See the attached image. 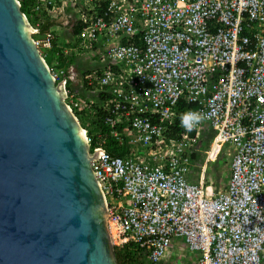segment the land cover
<instances>
[{"label": "built area", "instance_id": "1", "mask_svg": "<svg viewBox=\"0 0 264 264\" xmlns=\"http://www.w3.org/2000/svg\"><path fill=\"white\" fill-rule=\"evenodd\" d=\"M45 4L68 34L50 28L35 39L41 53L60 38L77 57L69 75L49 66L70 109L83 107L70 80L74 92L108 89L111 135L135 146L112 155L82 127L114 246L134 242L168 264L184 240L191 264H264V0H38L37 9ZM182 98L194 107L173 139ZM225 143L230 174L216 189L205 171Z\"/></svg>", "mask_w": 264, "mask_h": 264}, {"label": "water", "instance_id": "2", "mask_svg": "<svg viewBox=\"0 0 264 264\" xmlns=\"http://www.w3.org/2000/svg\"><path fill=\"white\" fill-rule=\"evenodd\" d=\"M19 0H0V264H118L81 123Z\"/></svg>", "mask_w": 264, "mask_h": 264}, {"label": "trees", "instance_id": "3", "mask_svg": "<svg viewBox=\"0 0 264 264\" xmlns=\"http://www.w3.org/2000/svg\"><path fill=\"white\" fill-rule=\"evenodd\" d=\"M21 3V10L26 14L29 22L33 27L38 29V33L34 35L35 39L42 38L55 24L57 20L50 16L51 5L45 4V6L39 7L37 9L38 0H19ZM74 33L80 30V24L75 22ZM62 42L60 38H57L53 42V47L51 49L43 52V56L47 64L52 67L58 61L60 67L66 71V75H69L70 67L77 62V57L75 55H66L64 49L60 47ZM70 45V43H67ZM85 74V72H83ZM72 81H69V87L73 92V96L81 97L82 108L75 109V113L78 116L81 125L87 130L88 136L93 141V147L103 146L110 154L116 156H127L131 151L134 150L135 146L129 141L123 144L119 139L111 135L112 126L106 123V117L112 115L111 111L107 109L108 100L110 95L108 89L104 91H96L94 94V87H90L87 84L84 85L82 89H76L77 92L73 91ZM86 89V90H85ZM90 92V93H88ZM192 104H189L186 98H182L179 102L176 110L178 111V116L176 122L172 127V133L170 138L179 139L182 136L181 123L184 120V115L188 109L193 108ZM105 137V138H104ZM210 139V138H209ZM208 139V143L211 141ZM205 141H203V149L208 148L205 146ZM197 153L192 154V158L198 160L200 157ZM115 254L117 257L118 264H153L150 259L148 252L143 250L139 244L134 242H128L121 246H115Z\"/></svg>", "mask_w": 264, "mask_h": 264}, {"label": "rangeland", "instance_id": "4", "mask_svg": "<svg viewBox=\"0 0 264 264\" xmlns=\"http://www.w3.org/2000/svg\"><path fill=\"white\" fill-rule=\"evenodd\" d=\"M43 52L45 53L46 50H43ZM209 138H210L209 136L207 137L205 136L203 138L206 143L205 146L207 144L208 145L210 144V142L208 143ZM231 148L232 147H230L229 144L227 143L223 144L221 152L219 153L218 157L207 165V173L209 177L213 178V181L217 184L219 189L224 186V182H226V179H228V176L230 174L229 166H230L231 157L228 155V153L229 151L232 152ZM223 152L225 155L223 154ZM171 248H172V252L177 253L175 257L181 259L180 261H182L183 263L190 264V262L193 261L194 257H196L195 252H192L186 248V243L184 240H182L181 242H174L171 245ZM178 252H179V256H178Z\"/></svg>", "mask_w": 264, "mask_h": 264}, {"label": "crops", "instance_id": "5", "mask_svg": "<svg viewBox=\"0 0 264 264\" xmlns=\"http://www.w3.org/2000/svg\"><path fill=\"white\" fill-rule=\"evenodd\" d=\"M66 11L68 13L72 12V7H69V9L67 8ZM66 25H67L66 20H61V19H59V21L57 20V25H56L57 28H59V29L62 28L61 29L62 33L64 34V36L67 37L68 30H67V26ZM196 173H198V171L196 172V169H194V172H193L192 176H195L193 178L197 181V179L199 178V176H198L199 173L198 174H196ZM228 179H229V177H228ZM228 179H226V182H224L225 185L227 184ZM171 253L172 254L170 255V257L168 259V264H188V263H183L182 261H180L181 259L175 257V255L177 253L172 252V249H171ZM178 256H179V252H178Z\"/></svg>", "mask_w": 264, "mask_h": 264}, {"label": "clouds", "instance_id": "6", "mask_svg": "<svg viewBox=\"0 0 264 264\" xmlns=\"http://www.w3.org/2000/svg\"><path fill=\"white\" fill-rule=\"evenodd\" d=\"M26 15V14H25ZM31 24V23H30ZM32 25V24H31ZM55 25H57V24H55ZM54 25V26H55ZM34 29H37V28H35V27H33ZM35 35V34H34ZM34 35H33V37H34ZM34 40H35V38H34ZM42 55H43V53H42ZM44 57V56H43ZM45 59V58H44ZM85 66H89L90 65V62L89 61H85V64H84ZM203 137H202V139L206 136H209L210 137V139H211V141H210V144H209V146H208V148H206L207 150L210 148V146H211V144H212V141H213V138H214V135L212 134V132H208V131H206V130H204V132H203V135H202ZM203 141H204V139H203ZM230 152V151H229ZM223 154H224V152H223ZM225 155V154H224ZM228 155L231 157V155L228 153ZM200 158L198 159V161L201 159V155L199 156ZM198 171V173H199V178L197 179V181H199V179H200V176H201V168H199V169H196V172ZM198 173H196V174H198ZM193 177H195V176H192V179H194ZM229 177V176H228ZM205 178H206V180H207V183L210 185V183L213 185V187L214 188H216V189H219V187L217 186V184L213 181V178H211V177H209V175H208V173H207V168H206V171H205ZM195 180V179H194ZM225 185V184H224Z\"/></svg>", "mask_w": 264, "mask_h": 264}, {"label": "bare ground", "instance_id": "7", "mask_svg": "<svg viewBox=\"0 0 264 264\" xmlns=\"http://www.w3.org/2000/svg\"><path fill=\"white\" fill-rule=\"evenodd\" d=\"M83 133V135H84V137H85V134H84V132H82Z\"/></svg>", "mask_w": 264, "mask_h": 264}]
</instances>
